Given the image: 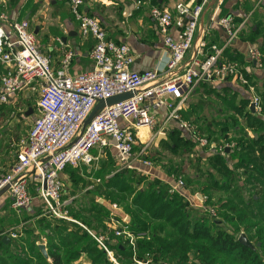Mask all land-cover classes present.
I'll return each mask as SVG.
<instances>
[{
  "label": "built area",
  "instance_id": "1",
  "mask_svg": "<svg viewBox=\"0 0 264 264\" xmlns=\"http://www.w3.org/2000/svg\"><path fill=\"white\" fill-rule=\"evenodd\" d=\"M10 0H0L5 5ZM67 1L71 13L79 25L82 38L92 36L95 46L91 52L93 68L84 73L70 75L73 52L67 51L62 69L56 71L36 42L29 21H15L7 14H0V106L8 105L23 91L39 92L38 117L28 135L21 140L16 161L10 170L0 176V194L5 189L12 209L26 212L33 206L34 196L30 193L35 186L36 195L45 207V215L51 219L75 223L86 229L108 254L105 236L96 237L78 219L71 216L69 206L72 199H63V172L70 166L98 165L103 150L112 147L117 154L119 166L137 170L133 164L140 161L144 167L153 168L146 158V146L135 152L142 129L153 130L157 125L154 112L168 111V121L179 122L182 129L196 144V150L207 149L212 155L227 152L236 147L211 143L200 134L195 126L184 121L181 111L202 82L236 80L251 93L255 113L262 114V99L255 86L244 74L243 65L225 59V51L240 38L246 21L236 23L232 16L221 17L217 6L210 16L209 24L201 32V23L211 0L195 3H178L174 11L151 6L152 0H130L137 9L150 5V17L157 25L163 45L169 57L166 65L143 73L132 70L134 58L127 44H117L107 37L101 23L87 11V0ZM259 3L262 0H258ZM176 21L185 22L183 36L174 38L171 29ZM225 33L222 46L212 45L211 53L205 55L206 35L213 28ZM200 35V39H199ZM198 37V51L192 52ZM191 55L189 56V54ZM248 62L264 69V53L257 46L248 49ZM133 97L105 107L90 124L86 120L101 101L125 94ZM171 98L172 101H167ZM100 149L97 155L93 151ZM100 182V180H97ZM170 194L182 195L186 190L182 178L169 185ZM201 201L200 211L217 217L216 210L209 207L208 196L196 193ZM193 207V206H192ZM108 226L115 237L126 236L134 244L128 232L129 217L117 206L109 207ZM17 238L16 233H11Z\"/></svg>",
  "mask_w": 264,
  "mask_h": 264
},
{
  "label": "trees",
  "instance_id": "2",
  "mask_svg": "<svg viewBox=\"0 0 264 264\" xmlns=\"http://www.w3.org/2000/svg\"><path fill=\"white\" fill-rule=\"evenodd\" d=\"M211 46L205 49V55L211 53ZM206 83L199 85L203 87ZM260 95L261 117L252 114L249 109L245 111L248 101H243L240 106L229 101L227 106L238 118L233 117L234 122L230 126L236 143L232 150L236 160L233 170L220 153L202 160L196 151V144L182 138L179 131H173L168 140H162L159 144L161 151L157 152V157L162 163L168 160L169 165H175L167 167L177 175L184 174L185 164H175L173 160L188 154L195 155L198 160L194 166V177L198 185L201 183L203 186L196 190L205 192L211 202L215 199L220 204V211H224L220 217H212L189 206L179 194H170L167 184L150 180L140 173L122 171L112 174L113 167L107 162L91 171L96 174V179L105 182L99 186L98 192L102 193L104 187L107 188L110 192H106L107 198L113 200L121 195L131 196L127 226L128 232L137 238L134 246L128 237L116 238L113 230L102 224L96 227L102 230V234L109 233L117 240L116 245L107 243L106 246L121 256L122 259L116 256L119 264L145 262L146 255L153 256L155 262L172 264H264V226L254 221L256 215L250 210L254 205L259 209L264 207V90ZM164 152L170 158H164ZM146 158H150L149 153H146ZM162 166L166 165L163 163ZM237 171L242 174L239 175ZM79 174V169L70 173L74 190L78 183L75 177H79ZM240 178L243 184L239 183ZM242 193L249 194L250 201H245ZM83 212L91 215L89 222L83 221L87 225L100 223L103 217L109 215L100 201L95 202L93 207L83 208ZM39 226L48 231L47 257L36 245L38 237L35 231L26 230L28 238L23 242L29 250L23 243L16 245L22 257L13 258L12 245L6 244L4 238L0 237V264H76L82 258H85L86 264H113L84 228L53 219H42ZM243 231L248 240L255 243L254 248L240 243L239 237Z\"/></svg>",
  "mask_w": 264,
  "mask_h": 264
},
{
  "label": "crops",
  "instance_id": "3",
  "mask_svg": "<svg viewBox=\"0 0 264 264\" xmlns=\"http://www.w3.org/2000/svg\"><path fill=\"white\" fill-rule=\"evenodd\" d=\"M198 1L199 0H152L151 6L167 9L173 12L175 5L178 3H195ZM211 3L213 4L209 5V11L204 14L206 25L209 24L210 16L217 6L220 7L219 15L221 17L232 16L237 24L241 23L242 21H246V25L242 30L240 38L237 39L234 45L228 49V52L227 50L225 51L226 54L224 57L228 60L238 61L243 65L246 78L250 81L251 85L256 87L257 92L261 97V91L264 90V69H258L254 63L248 62L249 60L247 53L248 49L252 46H257L261 50L264 47V0H262L261 3H259L258 0H212ZM151 6L146 5L141 9H137L130 0H87V11L91 16L96 18L101 23L102 27L107 33V37L117 44H127L131 48L134 58L132 70L139 73L164 67L169 57L163 45V37L157 25L150 17ZM1 13L7 14L12 20L15 21L26 20L30 22L31 29L36 36L37 44L39 45L42 53L50 60L51 66L54 70L58 71L62 69V61L67 51L73 52V59L70 68L68 69L70 75L74 76L84 73L93 68L91 52L96 44L95 40L92 36L87 38L81 37L79 25L72 15L67 1L10 0L4 6L0 5V14ZM184 29L185 22L182 23L176 21L175 25L171 29V35L174 38H180L183 36ZM224 38L225 33L222 29H219L218 27L211 29L205 38L207 47L210 45L222 46L224 43ZM197 41L198 37L197 40H195L193 46V54L195 53ZM190 55L191 53L189 56ZM3 69V66H0V73L3 71ZM206 84L207 85L203 87L200 85L197 86L193 95L186 103L185 109L181 111V116L184 121L189 123L192 122L193 124H195L194 122H197L196 113L203 111V108H201V105H194L195 102H200L201 104L203 103V105L207 104V107L211 108L210 111L213 112L214 115L220 116L223 114H231L234 116V113L227 107L229 105V101L235 103L237 106H240L243 101H248L249 105L245 111L249 109L252 114L261 117L262 114L258 115V113H255V110H251V93L248 87L242 83L233 79H227L226 81L208 82ZM34 93L35 92L33 91H23L15 100H13L11 104L0 106V124H2V120L6 118L7 115V110H5V108L11 105H19V101H22L23 103H25V101H29ZM166 100L172 101L171 98H167ZM23 113L25 121L32 119V124L29 129L30 131L34 120L38 117L39 112L37 115H35L33 114V111L28 108L23 110ZM205 113H207V110ZM154 114L157 117V125L153 130L146 129L147 131H143L145 129H142L140 131V141L143 144H140L139 142L135 147V152L137 148L140 149L143 147V145H145L147 152L150 154V158L147 159L158 158L156 154L157 152L161 151L159 147L160 142L162 140H168L170 134L173 133V131L181 132L182 138L190 140L192 143H194L182 129V126L179 122L168 121L166 123L168 115V111L166 109L155 111ZM13 125L14 126L11 125L7 131H1L0 128V176L5 175L15 163L16 150L13 147L16 144H20L21 139L24 137H21L22 133H18V131L15 130L17 122H14ZM196 128L202 136H205L198 127ZM29 131H27L26 135H28ZM143 132H146V134H143ZM207 139L211 143L221 145V142L214 138V141H211L208 137ZM99 152L100 149H96L93 151V155H97ZM108 152L116 155V151L112 147L106 148L103 150V154L98 164L107 162L106 160L108 159ZM197 152L199 153V157L205 161L212 155V153H210L207 149L198 150ZM227 153V156L222 155V157L226 160L229 157L228 163L230 165V159L233 156L232 150L228 151ZM163 155L164 158H170L167 152H164ZM234 161L236 162V160ZM163 163L166 166L163 167ZM163 163L161 168H157L156 163H154L155 167L153 166L151 169L144 167V165L138 160L133 164L137 168V173L143 172V169H147L144 173L146 174L145 177L150 180L162 181L169 186L179 178H177L178 176L175 174V172H171L170 168H168V160H165ZM77 169L80 171L79 176L83 177L84 174H86L88 179H90L93 178L91 171L94 169H99V167L96 163H93L90 166H71L61 175V179L65 185L63 199H72V202L68 208L73 218H75V215L79 213L78 211H75V214L72 213L73 208L75 209V207H77V205L74 204L76 203L78 197L81 196L80 194L83 192V190L79 192L73 188L74 182L70 173ZM81 172L84 174H81ZM150 173L154 175H150ZM185 175L186 166L184 174L181 176L184 177ZM77 178L78 176L75 177L76 180ZM198 192L199 190L193 191L187 189L181 192L183 194L180 196L187 202L189 206H193V208L197 209L200 207L201 201L197 197L193 198L192 200L191 197L193 195L195 196V194ZM30 193L32 196H34L33 206L28 211L21 213L14 211L12 206L10 208L16 213L10 211L9 207L7 208V204L10 203L11 205V201L6 191L0 194V237H3L4 240L6 237L9 238L8 240L6 239L5 242L6 244L12 245V252L16 251V245H20L21 243H23L24 246H26L29 250L28 246L23 242L28 238L26 235V230H28V228H26V226H29L30 221L36 219L38 216H45V207L41 199L36 195L34 185H31ZM107 205L105 207L109 211V206ZM46 218H48L47 220H52L47 216ZM107 218L109 219V217ZM53 220L62 221L56 219ZM110 224V221L107 222V227L110 226ZM34 226L35 225H33V227ZM11 233H16L17 238H12ZM34 234L36 237H38L36 240V245L40 248L41 246H44L45 253L47 254V238L45 236L41 238V236H37L35 232ZM39 240L41 241L40 243H38ZM44 242H46V244H44ZM76 264H86L85 258H82Z\"/></svg>",
  "mask_w": 264,
  "mask_h": 264
},
{
  "label": "rangeland",
  "instance_id": "4",
  "mask_svg": "<svg viewBox=\"0 0 264 264\" xmlns=\"http://www.w3.org/2000/svg\"><path fill=\"white\" fill-rule=\"evenodd\" d=\"M32 96H31V99L29 101H25V103H23L22 101H19L18 102L19 105L18 104L17 105H11V106L5 108V110H7V115H6V118H4L2 120L3 121L2 124H0L1 125L0 126L1 131L2 130L7 131L11 127V125L14 126L13 125L14 122H17V125L15 126L16 127L15 130L18 131V133H22L21 137L24 136L22 139H24L27 136L26 134H27V131H29L30 126L32 124V119L25 121L24 116H23V114H24L23 110L29 108L33 111V114L37 115V113H38L37 102H38V98H39L38 97L39 93L35 92ZM196 104L201 105L202 106L201 108H203V111H199L198 113H196L197 122H194V123L197 124L198 126L193 124L192 122H190V124H193L194 126L198 127L199 130L202 132V134L205 135L204 137H208L211 141H214V139H216L217 141L221 142V145H224V146H229V144H231L232 141L234 142V140H233L234 135H232V133L230 131V126L234 122L233 117L235 119H238L237 116L235 117V116H232L231 114H229V115L223 114V115L217 116V115H214V113L210 111L211 108L207 107V104L203 105V103L201 104L200 102L199 103L195 102L194 105H196ZM15 106H18V107H15ZM206 110H207V113H205ZM231 119H232V121H231ZM221 124H225V125H221ZM229 124H230V126H229ZM3 133H5V132H3ZM249 133H250V135H252V132H249ZM19 145L20 144H18V145L16 144L13 147L16 150L15 154H17V152H18ZM140 149L137 148L136 152H139ZM146 153H148V152L146 151ZM194 153H195V151H193V154ZM107 157H108V159L106 160L107 163H109L111 165V167H113V168H111L112 174L122 172V171H128L130 173L138 172L137 170H127V169L121 168L119 166V163L117 160V157H118L117 154L115 155V154H112L111 152H108ZM111 157H113V158L111 159ZM233 158H234V156H232V158L230 159L231 160L230 169H232V170L235 169V163H236L234 161L235 158H234V160H233ZM196 159L197 158L195 157V155L192 156V155L188 154L184 157L177 158V160L176 159L173 160L176 163H184V164L186 163V165H185L186 166V175L184 177H182L181 175H177L178 176L177 178L182 177V179L185 183V186H186V190L190 189V190L194 191L199 187H203L201 185V183L198 185L199 182L194 177V176H196V173L194 171ZM148 160L151 161V163L153 164L154 167H155L154 163H156L157 168H161L162 162H160L159 158H152V159H148ZM227 161H229V157H228ZM168 163H169V161H168ZM101 166H102V163L101 164L99 163L98 167L100 168ZM169 166H171V165H169ZM145 170H147V169H145ZM145 170L143 169V172H139V173H141V175H146V174H144L146 172ZM237 173H239V175L242 174L241 171H237ZM81 174H84V173L81 172ZM150 175H154V174L150 173ZM92 177L93 178L88 179L86 174H84L83 177L79 176L77 178V180H75L78 182L76 190L79 192L83 190V192L80 194L81 196L78 197V199L76 200V203L74 204V205H77L78 208L75 207V209L73 208V211H72L73 214H75V211L79 212L77 214L78 221L81 223H83V221L89 222L91 219L90 218L91 215L88 214L87 212H83V208L93 207L95 202H98V201H100V203L103 205L107 214H109V211L107 210V208L105 206L108 204L107 206H110V205L117 206L118 209H120L122 211V213H125L128 216L127 208L130 206L131 196H126V195L122 196L121 195V196H117L113 200L111 198H107L105 196L106 192L107 193L109 192V190L107 188L104 187V190L102 193L98 192L99 186H103L105 184V182L103 180L102 181L100 180V182H97L95 173H92ZM80 178H81V180H80ZM240 180H241V178H240ZM239 183L243 184L242 180L239 181ZM139 187H143V186L140 185ZM198 193H200L202 195H206L205 192L199 191ZM206 196H208V195H206ZM242 197L244 198L245 201H250L249 194H247V193L243 194L242 193ZM191 198L193 200V198H196V197L193 195ZM239 200H241V198ZM239 200L237 199L236 201H239ZM211 203H213V205ZM235 203H237V202H235ZM207 205H209V207H215L214 209L216 210L218 217H220L224 212V211H220L221 210L219 207L220 204H217L215 199H214V201L212 200V202H211L210 197H208ZM263 206H264V203H263ZM8 207H9L10 211H12L13 213H16L10 208L11 207L10 203L7 204V208ZM250 210H252V212L254 211V214L252 213L253 215H256V218L254 219V221L256 223H260V226H264V207L262 209H259L258 206L254 205ZM26 214H28V213H26ZM107 217H105V218L103 217L101 219L102 221L100 223L94 222V223H91V225H87L86 223H83V224L86 225L89 228V230L96 237L105 236V240H104L105 244L108 243L111 245H116L117 240L115 238L110 236L109 233L102 234V232H101L102 230L96 228L97 225H100V224H102L106 228H108L107 222H109V219ZM22 218H23V216H22ZM42 219H48V218H46V215L45 216H38L36 219L30 221V225H31V226L29 225L30 227L28 225L26 226V228H28V230H35L36 235L39 237L41 236V238H43L44 236L46 237V235L48 234L47 230H44L42 227L39 226V223H40V221H42ZM33 225H35V226L33 227ZM242 229H243V227H242ZM242 234L246 236L244 231L241 232L240 236ZM118 238H120V237H118ZM136 240H137V238L134 237V244H136ZM40 242L41 241L39 240L38 243H40ZM44 244H46V242H44ZM252 244L255 245L254 242ZM17 250L18 249H16V251L12 252L13 258H16V256L22 257V256H19V253ZM108 251L110 252L109 254H108V252H106V251L105 252L107 253L108 258L110 259V262L113 264H119L116 256L118 255L119 259H122L121 256L118 253H116L115 251H111L109 249H108ZM2 257H4V259L6 260L5 256L2 255ZM138 264H172V263L165 262V261L155 262V259H153V256L146 255L145 256V262L144 261L138 262Z\"/></svg>",
  "mask_w": 264,
  "mask_h": 264
},
{
  "label": "water",
  "instance_id": "5",
  "mask_svg": "<svg viewBox=\"0 0 264 264\" xmlns=\"http://www.w3.org/2000/svg\"><path fill=\"white\" fill-rule=\"evenodd\" d=\"M216 1H219V0H216ZM212 2V0H211ZM210 4H213V3H210ZM210 7V6H209ZM209 7L208 9L206 10L205 13H207L209 11ZM206 27V22L204 20V17H203V20H202V23H201V32L205 29ZM200 35H199V39H200ZM198 51V41H197V44H196V47H195V53H197ZM133 97V93H125V94H122V95H119V96H116V97H113V98H110L106 101H101L98 103V105L94 108V110L92 111V113L90 114L89 118L86 120L85 122V126H87L88 124L91 123V121L105 108V107H110V106H113L115 104H118L120 102H123L129 98ZM251 110L254 111V106L252 105L251 106ZM7 189H5L3 192H5ZM8 240L9 238L6 237L5 240ZM239 241L241 244L247 246V247H250V248H254L253 244L248 240V238L245 236V235H241L239 237ZM41 251L44 253V255L47 257V254L45 253V247L44 246H41Z\"/></svg>",
  "mask_w": 264,
  "mask_h": 264
},
{
  "label": "bare ground",
  "instance_id": "6",
  "mask_svg": "<svg viewBox=\"0 0 264 264\" xmlns=\"http://www.w3.org/2000/svg\"><path fill=\"white\" fill-rule=\"evenodd\" d=\"M143 131H147V130L145 129V130H143ZM143 134H146V132H143Z\"/></svg>",
  "mask_w": 264,
  "mask_h": 264
}]
</instances>
